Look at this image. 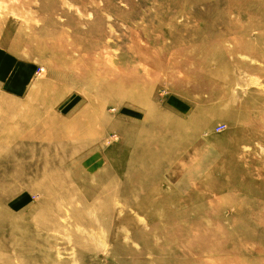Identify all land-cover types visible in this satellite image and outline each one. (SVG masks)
Wrapping results in <instances>:
<instances>
[{"label":"rangeland","instance_id":"374dc122","mask_svg":"<svg viewBox=\"0 0 264 264\" xmlns=\"http://www.w3.org/2000/svg\"><path fill=\"white\" fill-rule=\"evenodd\" d=\"M0 264H264V0H0Z\"/></svg>","mask_w":264,"mask_h":264},{"label":"crops","instance_id":"0c3cea01","mask_svg":"<svg viewBox=\"0 0 264 264\" xmlns=\"http://www.w3.org/2000/svg\"><path fill=\"white\" fill-rule=\"evenodd\" d=\"M16 75H14L15 77H16V79L15 80H19V76H18V74L17 73H15ZM20 87H22V85L20 84Z\"/></svg>","mask_w":264,"mask_h":264},{"label":"bare ground","instance_id":"6f19581e","mask_svg":"<svg viewBox=\"0 0 264 264\" xmlns=\"http://www.w3.org/2000/svg\"><path fill=\"white\" fill-rule=\"evenodd\" d=\"M48 41V40H47ZM97 78H99V77H97ZM123 83V82H122ZM97 94V93H96ZM136 104H137V102H136ZM140 105V104H139ZM140 107H142V106H140Z\"/></svg>","mask_w":264,"mask_h":264}]
</instances>
